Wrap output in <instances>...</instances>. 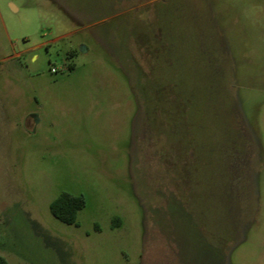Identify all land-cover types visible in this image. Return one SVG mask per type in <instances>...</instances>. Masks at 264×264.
Listing matches in <instances>:
<instances>
[{
	"label": "rangeland",
	"instance_id": "374dc122",
	"mask_svg": "<svg viewBox=\"0 0 264 264\" xmlns=\"http://www.w3.org/2000/svg\"><path fill=\"white\" fill-rule=\"evenodd\" d=\"M0 255L264 264V0H0Z\"/></svg>",
	"mask_w": 264,
	"mask_h": 264
},
{
	"label": "trees",
	"instance_id": "16d2710c",
	"mask_svg": "<svg viewBox=\"0 0 264 264\" xmlns=\"http://www.w3.org/2000/svg\"><path fill=\"white\" fill-rule=\"evenodd\" d=\"M73 56V52L70 53V57ZM74 66L70 65V69ZM86 206V201L83 196H75L73 194L64 192L58 198H56L50 205L52 214L61 222L66 224H77V217L81 210ZM115 223L120 222V218L114 219ZM0 264H10L6 258L0 255Z\"/></svg>",
	"mask_w": 264,
	"mask_h": 264
},
{
	"label": "built area",
	"instance_id": "2783aa9c",
	"mask_svg": "<svg viewBox=\"0 0 264 264\" xmlns=\"http://www.w3.org/2000/svg\"><path fill=\"white\" fill-rule=\"evenodd\" d=\"M53 72H55V69H53Z\"/></svg>",
	"mask_w": 264,
	"mask_h": 264
}]
</instances>
